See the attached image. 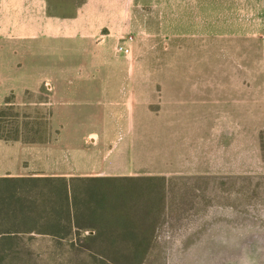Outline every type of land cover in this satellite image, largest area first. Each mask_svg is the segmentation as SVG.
I'll use <instances>...</instances> for the list:
<instances>
[{
	"label": "rangeland",
	"instance_id": "1",
	"mask_svg": "<svg viewBox=\"0 0 264 264\" xmlns=\"http://www.w3.org/2000/svg\"><path fill=\"white\" fill-rule=\"evenodd\" d=\"M126 6L112 2L111 17L79 19L77 42L67 39L70 23L56 19L44 27L58 37L62 23V42L42 36L54 46H0L18 65L16 75L43 77L31 90L0 99V108L10 102L6 116L19 118L1 121L8 130L29 138L20 130L27 125L40 140L54 137L58 74L134 76L126 84L133 106L107 121L138 126L117 141L112 161L134 175L73 182L74 223L105 224L94 243L100 252L77 242L93 236L81 230L20 242L19 257L5 263L264 264V0L208 1L192 8L197 20L178 12L179 24L205 25L208 33L195 36L162 33L174 21L167 26L152 17L149 3L130 4L128 13ZM106 205L116 207L113 215ZM123 216L138 232L152 227L136 235L148 241L144 254H128L131 242L109 241Z\"/></svg>",
	"mask_w": 264,
	"mask_h": 264
},
{
	"label": "crops",
	"instance_id": "2",
	"mask_svg": "<svg viewBox=\"0 0 264 264\" xmlns=\"http://www.w3.org/2000/svg\"><path fill=\"white\" fill-rule=\"evenodd\" d=\"M208 1H218L222 4L233 2V0H58L57 4L56 0H0V40H3L0 46H26L27 43L42 46L40 41L48 39L43 40V35L49 37L48 40L62 42V23L58 24V37L54 29L48 32L44 27L45 20L56 19L70 23V33L75 37L72 35L67 39L77 42L79 19L111 17L109 6L112 2L124 3L127 6L137 2L149 3L152 17L166 22L167 26L169 22L174 21L173 26L162 31L166 35H202L208 31H205L206 27L201 24V20L198 23L194 21L193 25L179 24L178 12L186 11L187 16L183 15L184 19L197 20L191 14L195 12L192 10H198ZM127 6L125 13H128ZM27 25L33 29L28 36H24L20 32ZM12 29H15L16 35ZM11 33H14V43L11 41ZM47 45L50 43L47 44L46 41L43 46ZM1 51L0 99L10 93L15 95L24 90H31L34 85L41 82L43 77L36 72L26 79L16 75L18 65L9 56L7 49ZM56 77L53 82L58 83V122L49 124L50 129L56 132L54 137L43 143L33 144L0 140V178L38 177L68 180L134 175L126 173L125 167L113 166L112 161L116 160L118 155L117 141L127 138L128 134L124 132L137 130L138 126L129 122L107 120L111 119V115H117L119 110L133 106V100L126 97L132 93L131 87L126 84L134 82L136 78L102 74H58V78Z\"/></svg>",
	"mask_w": 264,
	"mask_h": 264
},
{
	"label": "trees",
	"instance_id": "3",
	"mask_svg": "<svg viewBox=\"0 0 264 264\" xmlns=\"http://www.w3.org/2000/svg\"><path fill=\"white\" fill-rule=\"evenodd\" d=\"M10 102L8 99L4 102V108H0V140L5 142L20 141L26 144L43 143L46 140L36 138L38 130L29 128L27 125L20 130L23 134L29 135L25 138L20 135L18 128L7 129L2 126L3 119L11 117L18 120V116H6L4 113ZM22 119H30L22 116ZM23 126V125H22ZM91 180L115 181V179L95 178ZM75 179L62 178H38V177H1L0 178V264H6L5 260L9 256L19 257L21 251H18L20 242L31 241L36 237H58L62 235L75 236L83 231L93 232V236L84 237L83 240H77L87 247L90 246L91 253L100 252L94 243L101 237L103 233L99 232L105 228V224L100 221L96 226L97 220L81 226L74 223V204L72 200L73 182ZM105 210L113 215L116 207L106 205ZM121 213V212H120ZM103 217V216H102ZM101 217V218H102ZM120 226L113 232L112 239L109 241L114 243L131 242L128 249L130 255H141L147 251L148 241L141 239L136 235L152 232V227L144 232H138L140 229L137 224L126 221V217L120 220ZM95 225V226H94ZM135 236L138 238H128ZM77 246V245H75ZM82 246L83 248H85ZM74 247V246H73ZM81 247V246H77ZM75 249L77 251L79 248Z\"/></svg>",
	"mask_w": 264,
	"mask_h": 264
},
{
	"label": "built area",
	"instance_id": "4",
	"mask_svg": "<svg viewBox=\"0 0 264 264\" xmlns=\"http://www.w3.org/2000/svg\"><path fill=\"white\" fill-rule=\"evenodd\" d=\"M119 52L126 54L128 52V49L124 48V47H120L119 48Z\"/></svg>",
	"mask_w": 264,
	"mask_h": 264
}]
</instances>
